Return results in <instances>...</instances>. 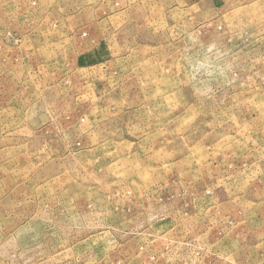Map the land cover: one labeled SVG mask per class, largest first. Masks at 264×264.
Segmentation results:
<instances>
[{"label":"rangeland","instance_id":"rangeland-1","mask_svg":"<svg viewBox=\"0 0 264 264\" xmlns=\"http://www.w3.org/2000/svg\"><path fill=\"white\" fill-rule=\"evenodd\" d=\"M0 264H264V0H0Z\"/></svg>","mask_w":264,"mask_h":264}]
</instances>
